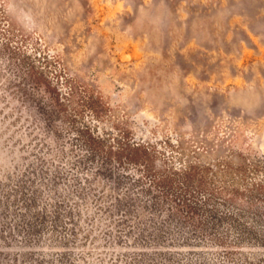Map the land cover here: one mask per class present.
Masks as SVG:
<instances>
[{"label":"rangeland","instance_id":"374dc122","mask_svg":"<svg viewBox=\"0 0 264 264\" xmlns=\"http://www.w3.org/2000/svg\"><path fill=\"white\" fill-rule=\"evenodd\" d=\"M0 264H264V0H0Z\"/></svg>","mask_w":264,"mask_h":264}]
</instances>
